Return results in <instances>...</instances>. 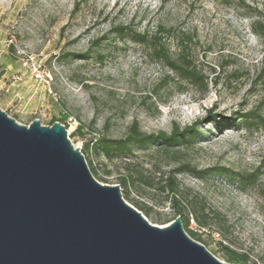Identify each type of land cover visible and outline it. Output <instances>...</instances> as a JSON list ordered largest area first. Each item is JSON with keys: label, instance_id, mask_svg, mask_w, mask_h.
I'll return each mask as SVG.
<instances>
[{"label": "rangeland", "instance_id": "rangeland-1", "mask_svg": "<svg viewBox=\"0 0 264 264\" xmlns=\"http://www.w3.org/2000/svg\"><path fill=\"white\" fill-rule=\"evenodd\" d=\"M256 20L264 21V0H0V108L19 124L62 121L95 178L118 184L152 224L177 216L158 188L174 169L185 232L221 260L220 241L264 264V38ZM159 24L173 28L160 34L169 55L186 56L206 90L134 39ZM133 120L147 133L197 122L198 133L156 172L154 141L129 153L106 154L98 144L124 137ZM183 162L209 171L195 176L179 169ZM250 174L252 182L239 179ZM123 176L131 177L128 199Z\"/></svg>", "mask_w": 264, "mask_h": 264}, {"label": "water", "instance_id": "water-1", "mask_svg": "<svg viewBox=\"0 0 264 264\" xmlns=\"http://www.w3.org/2000/svg\"><path fill=\"white\" fill-rule=\"evenodd\" d=\"M0 264H234L183 229L155 225L97 180L59 121L0 108Z\"/></svg>", "mask_w": 264, "mask_h": 264}, {"label": "trees", "instance_id": "trees-1", "mask_svg": "<svg viewBox=\"0 0 264 264\" xmlns=\"http://www.w3.org/2000/svg\"><path fill=\"white\" fill-rule=\"evenodd\" d=\"M124 28L120 25L115 27V30L119 33ZM252 29L255 33L262 35L264 38V21L256 20L253 22ZM173 30L171 26H165L164 24H159L157 26L156 32L152 36H147L143 33H137L134 36V39L141 43H146L150 48L152 54L158 58L162 59L172 70L175 71L176 75L179 79L187 81L191 84H196L200 86L201 89H207V82L204 80L203 75L196 69V67L192 64V62L184 55L179 56L177 58H172L169 55L167 48L165 47L164 43L161 40L160 34L162 32H168ZM261 72L264 73V58H263V65L261 67ZM253 115L255 112H249L243 114L245 117L248 115ZM65 117V115H64ZM64 119V118H63ZM60 121V120H59ZM52 121L50 124H52ZM62 122V121H60ZM198 133L197 130V122H193L189 125H185L180 127L177 123H173V127L170 132L165 131H158L156 133H147L140 129L138 122L133 120L128 128V132L124 137L109 139L103 138L101 139L98 144L102 146L105 150L106 154H110L111 152L121 151L129 153L131 152V145L134 143L144 144L147 142H156L157 146L154 150L155 155L159 158L155 163L154 171L159 172L160 167L157 166V163L165 161H176L174 158L175 154L178 152L179 147L182 143H186L191 141L195 135ZM97 145V144H96ZM81 152L84 154L83 150ZM179 169L186 170L192 173L195 176L202 177L203 174L209 169H200L197 166L190 164V162H183L181 163V167ZM91 170V169H90ZM91 173L94 177H96V171L93 169ZM107 173V172H106ZM217 173L220 174H228V171L225 168H217ZM131 177L123 176L121 178V185L124 187V197L128 199L127 194V186L130 184ZM102 182H106L105 178L102 176L97 178ZM239 179L242 182L249 181L252 182V174L249 176H239ZM158 188L162 191L167 192V197L169 202L176 207L177 215L180 216L182 225L184 227L188 226V218L183 216L182 210L178 208V203L180 201V197L183 196V191L180 189L179 182L175 175V170L170 169L167 171L166 176H161ZM261 196L264 200V191L261 193ZM136 206L140 211L144 213L145 216H148L149 210L140 206L139 204L135 203ZM200 224L203 226L205 225L204 222L200 221ZM190 236L200 242H202L201 237L193 230H188ZM219 244V252L223 260L234 263V264H254L249 258V256L242 251H239L229 244H226L222 241L218 242Z\"/></svg>", "mask_w": 264, "mask_h": 264}, {"label": "built area", "instance_id": "built-area-1", "mask_svg": "<svg viewBox=\"0 0 264 264\" xmlns=\"http://www.w3.org/2000/svg\"><path fill=\"white\" fill-rule=\"evenodd\" d=\"M34 71H38V69L37 68H34Z\"/></svg>", "mask_w": 264, "mask_h": 264}]
</instances>
